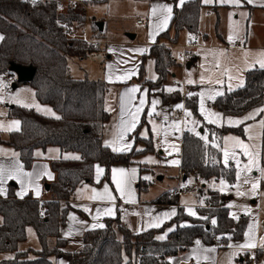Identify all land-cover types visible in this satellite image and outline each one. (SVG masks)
<instances>
[{"label": "trees", "instance_id": "16d2710c", "mask_svg": "<svg viewBox=\"0 0 264 264\" xmlns=\"http://www.w3.org/2000/svg\"><path fill=\"white\" fill-rule=\"evenodd\" d=\"M65 1L67 3L36 0L33 4L32 0H0V33L4 37L0 42V75L11 74L12 64L33 67L35 77L28 84L37 100L52 107L60 117L56 119L31 108L13 106L9 117L19 120L21 127L19 131L11 132L4 143L19 152L26 170L32 168L38 149L57 147L63 153L80 155L78 160L60 158L51 161L56 180L50 184V200H37L31 194L18 198L14 187L10 188L6 198L0 195V253L14 254L13 258L2 260L0 264H54L52 258L59 256L67 258L68 264H125V258L127 264H170L173 257L190 251L196 238H201L207 245L218 240L220 250H226L232 241H242L248 217L244 215L235 220L230 216L226 194L209 191L204 207L198 208L199 217H193L178 205V196L170 200V193H165L156 203L176 205L177 212L163 226L134 233L122 223L118 214L116 218H106L103 228L87 230L82 250L74 253L65 250L67 242L60 237V228L67 213L73 209L69 202L78 188L95 184L96 166L104 168L102 181L110 182L112 166L130 165L136 157L154 152L152 137L143 139L137 131L134 133L135 147L129 152H114L104 144V127L111 117L105 109L109 85L103 81L77 80L68 68L69 58L83 60L99 50L67 35V30L85 26L86 11L79 3L85 6L91 0ZM107 1L101 0L98 4ZM171 1L174 3L171 27L158 39L177 44L183 31L194 35L199 32L203 5L201 0H189L179 7L178 0ZM98 23L96 20L91 22L93 31L99 35ZM147 58L154 60L158 79L145 80L144 65H141L138 78L128 84H141L151 95L152 88L164 87L171 75L170 69L181 65L173 58L170 47L165 45L151 47L144 55V61ZM161 94L164 101L181 98L180 94ZM185 105L194 116H199L197 96L186 97ZM213 105L226 117H239L264 108V69L247 71L244 86L226 91ZM258 118L264 120V112H260ZM204 127L208 129L207 143L189 132L183 135V179L187 181L191 176L203 182L225 179L234 185L236 167L225 166L222 151L212 142L221 141L230 133L244 137V125L218 128L204 124ZM139 143L146 148L137 150ZM143 182L139 180V190H143ZM199 191L201 195L204 193V189ZM213 219L215 225L211 222ZM172 227L174 230L166 239H157ZM28 228L35 230L42 246L40 251L19 250V244L27 240ZM30 254L35 257L30 258Z\"/></svg>", "mask_w": 264, "mask_h": 264}, {"label": "rangeland", "instance_id": "374dc122", "mask_svg": "<svg viewBox=\"0 0 264 264\" xmlns=\"http://www.w3.org/2000/svg\"><path fill=\"white\" fill-rule=\"evenodd\" d=\"M99 1L101 0H91L85 6L82 2L79 4H81L80 6L86 11L88 19L85 23V26L88 24L87 34L94 42L101 43V49L89 54L83 60L74 57L69 58L68 68L72 77L77 80L88 79L90 81H103L107 83L109 85V90L107 92V105L113 111L114 107L117 105V100L119 99L117 85L114 84L115 81H118L121 75H124V79L127 78V81L136 79L139 75L125 76L126 72L132 73L135 53L133 54L130 49L122 48L123 44L129 43L136 46L148 40V28H150L151 25V12L149 8V0H108L105 3L98 4ZM58 2L67 3V1L60 0ZM242 10H238L237 12H233L232 10L220 12L219 17L213 12L207 14L206 11H203L200 27L202 34H199L198 36L194 35L195 39L191 41L189 40L191 33L183 32L180 35L178 44L172 47L171 52L173 58L181 65V67L179 69L177 67L170 69V72L171 74L173 73V75L168 76L164 87L152 88L154 93L148 97V112L146 110L147 115L145 121L147 120V123H144L139 132L141 137L147 139L152 137L154 152L136 157L134 163L130 165L116 164L112 166L110 177L111 183L102 181L103 173L100 175L99 182H97L96 173L95 182L98 184H100L101 181L103 182V184L101 183L98 185L97 192L95 193L96 195L98 193H103L102 188L107 185L111 195L117 199L118 195H116V193L120 194V192L117 191L116 184L113 181L112 170L125 169L130 179L127 189V191L130 192V195L124 196V199H126L124 204L126 205L131 203L132 195L135 196L137 200L141 199L142 203H144V201L154 203L166 192H173L184 189L186 186H190L194 190L191 192L179 193L177 199L179 206L185 208L187 214L189 208L195 211L196 215L193 217H199L198 208L205 204V197L209 194V191H219L220 193L226 194L227 198H229L230 205L234 206L232 212L236 214L238 219L243 213H245H242L240 206L245 207L248 205L246 192H251L250 189L252 182L259 180V188L261 186L264 187V175L261 173V169H264V128L261 127V119L258 118L260 113L256 114L252 119L244 120V123H242L244 124V131L246 128L250 129L249 132L245 131L244 137L235 134H227L220 143L217 142V144H215L219 145L223 152V162L225 138L229 136L243 140L245 144L250 146L251 150L258 153V165L253 167L251 172H246L244 171V165L248 164V157L244 155L242 149L236 148L233 146L232 142H228V150L229 152L234 151L236 153V158L229 159L227 165L231 163L235 164L240 173L234 186H231L225 179L201 182V180L196 179L194 176H191L186 182H183L180 175V155L184 132L189 131L193 134L198 132L200 137H208L207 127H204V124L220 128L223 126L237 127L242 124H229V118L232 120H243L250 113H254L257 110L254 109L247 114L234 118L223 116V114L213 105L219 96L215 95L216 92H221L223 95L226 91L229 92L238 89L240 88L238 85L241 81H243L244 86L245 74L243 75L242 70V66L244 67V55L251 56L250 59L253 62L252 64H247L249 65L248 69L259 67L257 61L264 59V57L260 55L261 53H264V9L256 8L253 9L252 13ZM242 14H246V16ZM138 19L143 20L145 25L138 26ZM94 20L105 24L104 31L99 32V35L92 29L91 22ZM85 26L79 30H75V32L77 34L80 33L86 29ZM129 34H134L137 38L134 41H131L128 38ZM229 35L233 36L232 41H229ZM244 37H247L248 39L244 43L247 47V50L244 51L229 49L227 47L228 45L224 44L222 41L224 39L230 46H234L236 41L243 42ZM191 42L196 44L195 50L187 49V46ZM158 44L161 45L160 42ZM110 49L111 52H109ZM187 51L194 55V59H184ZM245 60L249 62L248 57ZM189 63H193L191 68L188 66ZM108 65L112 66L111 69L108 68ZM141 65H144L145 80L156 81L158 79L153 59L147 58L144 62H141ZM141 65L139 66L138 71H140ZM109 75L112 77L111 82L108 79ZM229 75H231L233 79L229 80ZM188 80L193 81V83H188ZM229 85H231V88H229ZM13 86L14 82L7 81L6 74L0 75V96L4 98L3 102H0V125H3V128H7L14 120L19 121L9 117L10 108L13 106L24 107L22 106L24 103L31 105L35 102L41 107V109H51L52 113H55V115L43 111H37L35 107L25 108L34 109L38 113H42L48 117L58 116L50 106H45L39 103L31 86L22 84L16 89H14ZM169 88L173 89V91H168ZM161 92L180 94L181 97L183 96L182 92L187 96H197L199 116H194L193 113L186 108L184 101L181 99L171 100L168 104H165L162 96L159 94ZM201 93H203L205 109L210 112L219 113L222 117L218 123H208L205 116L201 114ZM210 96H214V99H209ZM9 97L17 98L20 102H13ZM154 100L159 102L156 104L155 110H153L152 107V101ZM179 104H182L183 108H177L176 105ZM149 113H151V115H149ZM186 113H191V115L187 116ZM194 121L196 122L195 124L193 123ZM20 127L21 124L19 125V129ZM193 128H195V132L191 130ZM13 131L16 130L7 131L0 129V146L2 149L6 148L7 150H10V152L15 153L14 149L1 144V141L7 140L9 134ZM138 145V149L140 150L146 148L143 143H139ZM173 145L175 148L172 147ZM252 146H254V148ZM61 153L63 158L65 155L80 157L79 153H63L57 147H51L46 154L39 151V156L44 159H49L50 161L60 159L59 154ZM149 158H151V161H149ZM236 160H239L240 163L237 164ZM172 161H178V163L172 164ZM100 168L103 169V167ZM6 169L7 168L0 166V175H3L4 177L15 175L21 180L20 171L14 169L8 172ZM132 169L136 170L134 176H132ZM117 177L119 178V173H117ZM144 177H151V179H144ZM139 179L144 180L141 184L143 190L138 189ZM245 179L248 180V183L244 182ZM221 180L225 182L223 190H221ZM13 184L16 185V182L11 179H5L3 183L4 186L8 187ZM200 189H204L206 193L201 195L199 191ZM237 192L243 194L238 195ZM255 195H257V193ZM49 196L51 197L50 194ZM114 205L115 214L112 217L108 216L109 218H116L121 211V207L119 208L117 204ZM176 209L177 208H175V210ZM171 210L172 208L169 207V211ZM175 215H173L172 218L175 217ZM123 217H125V215H121L120 217L122 223H124ZM153 223L152 218V222L145 225H149L148 229H151L153 227L150 225ZM157 223H159V221ZM1 224L2 217L0 216V225ZM29 229H31V232ZM168 231L169 229L164 233ZM197 240L202 244V239L197 238L196 241ZM41 249L42 246L35 230L33 228H28L27 240L19 244V250L40 251ZM234 251L235 250L227 251L226 255L221 257V260L218 258L217 264H229V258ZM13 257L14 254L11 253H0V261ZM34 257V254H30V258ZM231 264L247 263L241 262V257H239L238 253L235 257H231Z\"/></svg>", "mask_w": 264, "mask_h": 264}, {"label": "crops", "instance_id": "0c3cea01", "mask_svg": "<svg viewBox=\"0 0 264 264\" xmlns=\"http://www.w3.org/2000/svg\"><path fill=\"white\" fill-rule=\"evenodd\" d=\"M57 1H59V0H57ZM60 1H65V0H60ZM187 1H189V0H185V3ZM201 3L203 5V8H202L201 14H200L199 32L196 34L197 36L199 34H202L200 27H201V15H202L203 11H206L207 14L213 12V13L217 14L219 17L220 12H224V11H231L232 10L233 12H237L238 10L243 9V10H246V11H249L250 13H252L253 9H256V8H263L264 9V0H253V2L251 4L247 3V0H241L240 6H236L234 4H227V3L221 4L218 2V0H213V2L209 3V4H205V3H203V0H201ZM158 5H169L172 7L171 19L168 22L166 28L162 31H157V25L162 18L159 9H157L156 15L152 14V8L154 6H158ZM178 6L179 7L182 6L179 4V0H178ZM149 8H150V12H151V19H150L151 25H150V28H148V32H149L148 33V35H149L148 40L145 41L144 43L138 44L136 46H134V44L128 43V44H123V47H122L124 49H130L133 52V54L135 53L134 61H133V70H132V73H134V74H132V75H135V74L138 75L139 74V71H138L139 66L141 65L142 61L144 62L143 57H144V55L148 54L151 47H153L155 45H159L158 43L160 42L161 45H165L167 47H170V49L172 51V47H174L178 44V43L172 44L167 39H158L162 33L166 32L171 27V20L173 17L174 3L171 0H149ZM139 20L140 19H138L137 22ZM144 25H145L144 21H143V24H138V26H144ZM104 27H105V24H104ZM154 32L156 33L154 35V37L150 36V33H154ZM183 32L186 33L187 31H183ZM170 33H171V36L173 37L174 31L171 30ZM191 35L194 36V34H191ZM0 36H3V35L0 33ZM136 38H137V36H136ZM243 40H244L243 42L236 41L234 46L233 45L230 46L224 39L222 41L224 44L228 45L227 47L229 49L236 50V51H244V50H247V47L245 46L244 43L248 39H247V37L246 38L244 37ZM1 41L2 40H0V42ZM131 41H134V40H131ZM200 47H198V48H200ZM195 48L196 47H194L193 50H195ZM100 49L101 48H99V50ZM135 49H146V51H144L143 53H140L138 51H134ZM109 52H111V51L109 50ZM171 54H172V52H171ZM247 57L249 59V62L247 60H245ZM243 58H244V61H243L244 67L242 66V70H243V75L245 74V76H246L247 71L255 69V68L248 69L249 65H247V64L253 63L252 60L250 59L251 56L244 55ZM188 66H189V68H191L193 66V63H189ZM179 68L180 67H178V69ZM256 68H260V67H256ZM155 70H156V68H155ZM172 75H173V73L171 74V76ZM130 81H127V78L124 79V75H121L119 77V80L115 81L114 84L117 85L118 98L119 99L117 100V105L114 107L113 111L107 105V94H106L105 109L108 113H110L111 117H110V120L106 123V125L104 127L103 142L105 145L112 144V143H115L116 145H120L121 143H130L132 145V148H131V150H132L135 147V134L134 133L137 131V134L140 136L139 132L141 131L142 126L144 125V123H147V120L145 121V117H146L147 112H148V110H147L148 104H149L148 97L150 95H149V90L147 87L142 86L141 84H138L136 82L128 84V82H130ZM26 85H29V84H26ZM133 87H138L139 90L135 93L129 94L127 90L131 89ZM153 93L154 92L152 91L151 94H153ZM164 93L168 94L167 92H164ZM159 94L162 96L161 93H159ZM182 95L183 96L179 99L183 100L185 103V98L189 97V96L184 94V92H182ZM141 99H144L145 103L142 106V111L139 113L138 122L136 124V127L131 132H126V134L124 136V141L121 142L119 140V137L121 136V133L124 132L125 128L127 127V122L131 120V116L129 115V112L130 111L135 112V109L137 107H141L140 103H139ZM162 99H163V97H162ZM172 100H176V99H172ZM170 101H164V99H163V102L165 104H168V102H170ZM146 110H147V112H146ZM42 115H44V114H42ZM45 116H47V115H45ZM228 117H232V116H228ZM109 125H111V126H109ZM242 125H244V124H242ZM227 127H234V126H227ZM218 128H220V127H218ZM207 131H208V129H207ZM186 132H189V131H186ZM184 133H183V135H184ZM191 134H193V133H191ZM193 135H195V134H193ZM195 136H197V135H195ZM141 138L147 139L144 137H141ZM182 138H183V136H182ZM4 141L5 140L1 141L2 145H6L4 143ZM217 142L220 143L221 141L216 139V141H213L212 143L217 144ZM6 147H10V146L6 145ZM108 147H110V146H108ZM138 147H139V145L136 146V149L140 150V149H138ZM216 147L220 148L219 145H216ZM10 148H12V147H10ZM50 148L51 147L47 148L46 150H43V149L36 150L35 162L33 163V166L30 170H26L24 168V165L22 164V162L20 160V156H19L18 151H16L14 148H12L15 150V154H16V155H13V152H10V150H7L6 148L2 149L0 146V166L7 168L6 170L8 172H10L11 170H14V169H16V171L19 170L21 172V180L24 181V183L21 184V182H20L21 180L18 179L15 175H12L15 178H12L11 180H15L16 185L15 186L9 185V187L2 185V187L5 189V192H6L5 195H1L3 198H6L10 192V188L14 187L15 188V194L18 198H21V197L18 196L17 193L21 192L22 189H26V191H27L26 195L31 194L33 198H35L37 200H41V201L50 200V198H51L49 196L50 193L48 191H46L45 185L46 184L50 185L51 183H53L56 180V176H55L54 172L52 171L51 165H50L51 161H53V160L49 161V159H44L41 156H39V154H38L39 151H42L43 154H46ZM110 148L112 149V147H110ZM124 152H129V151H124ZM181 153H182V151H181ZM222 154H223V152H222ZM59 155H60L59 156L60 158L61 157L63 158L62 153ZM180 158H181V155H180ZM230 165L235 166V164H233V163H231ZM21 166H22V169H21ZM263 167H264V161H263ZM103 170H104V168H103ZM180 171H181L180 175H181L182 180L184 182L185 180L183 179L181 164H180ZM26 173H30L31 176L24 175ZM49 173L51 174V178H49V175H48ZM237 173H238V170H237ZM103 176H104V172L102 175V179H103ZM95 178H96V176H95ZM198 180H201V182H203L202 179H198ZM215 180L218 181L217 179H211L209 181H215ZM101 183L103 184L102 181H101ZM100 184L95 182V184L83 185L82 187H80L76 190L72 200L69 202V205L73 209L67 213L65 220H64V223L62 224V226L60 228V237L64 240H66V242H67L66 249H65L67 252L74 253V252H78V251L82 250L83 238H84L86 231L93 229L91 227V225H93V224H103L105 226V219L109 218L108 216L112 217L115 214V209H114L115 205L114 204H117V206L119 208L121 207V211H120L119 215H120V217H121V215H125V217H123V222L134 233H141V232L148 230L149 225H145V224L152 222V218H153V222H154L153 224L157 223L158 221L155 218L158 216L160 217L159 227L163 226L165 223H167L171 220L172 216L164 217L162 214L165 212H170L169 207L172 209L177 208L176 205L156 203L157 200L154 203H152V202L149 203L146 201H144V203H142L141 199L137 200L136 197L133 195L131 196V201H130L131 203L126 205V204H124L126 202V199H124V197H122L121 194H118V193H116V195H118V196H117V199H115L114 201H110L108 199H98V198L94 199L93 197L96 195L95 193L97 192L96 191L97 187ZM235 184H236V182H235ZM37 185L39 186V190H40L39 196H37L35 193V187ZM110 185H112V184H110ZM234 185H231V186H234ZM263 189H264L263 186L258 188L257 195L252 194L251 192H246L247 193L246 197H248V205L245 207L240 206V208L242 209L241 210L242 213L245 212V213H243L242 216L245 215L248 217V225H247V229H246L245 233L249 232V227L251 226L252 233L254 234V237L257 241V247L256 248H253L250 250H245V251L239 253V257H241V262H245L247 264H264V248H261L259 246L260 238L264 237V201H263L264 191H263ZM93 190H95V192ZM103 190H104V188H102V192H103ZM171 192L172 191H169L166 193H171ZM205 193L206 192L204 190L203 194H205ZM26 195H24L23 197H25ZM207 197H208V194L206 195L205 198H207ZM168 199H170V197ZM249 199H250V201H249ZM122 200H124V201H122ZM229 205H230V201L228 198V207H229ZM109 207L113 208V210H114L113 215L104 214L103 210L105 208H109ZM200 207H204V204ZM85 209H87V211ZM229 209H230V216H232V218H233L232 210H234V206L229 207ZM97 210H100V215L98 218L94 219L95 217H97ZM70 216H73L76 219L71 220V219H69ZM113 218H115V217H113ZM159 227H153V228H159ZM97 228H99V227H97ZM170 229H174V227H172ZM169 232L170 231H168L166 233H162L158 236L159 237L164 236L165 237L164 239H166L167 234ZM164 239H160V240H164ZM196 239L194 240V244H193L191 250L188 251L187 253L183 254V255L173 257L170 260L171 264H197V260H196L195 256L200 257L199 264H217L218 258H220V260H221V257H224L226 255L227 251H231V250L236 251V248L230 247V245L235 246V245H239V244L244 243L246 241V236H244V239L242 241H232L226 250H220V245L218 244V240H216L213 244H210V245L205 244L201 240L202 244H200L198 246L195 244ZM199 239H201V238H199ZM193 249H196L195 254L193 253ZM205 249H215V252H206ZM204 256H207L208 259L204 260L203 259ZM189 257H193V258L189 259ZM52 259H53L54 264H68L67 258L62 257V256L54 257Z\"/></svg>", "mask_w": 264, "mask_h": 264}, {"label": "snow or ice", "instance_id": "6c2138e0", "mask_svg": "<svg viewBox=\"0 0 264 264\" xmlns=\"http://www.w3.org/2000/svg\"><path fill=\"white\" fill-rule=\"evenodd\" d=\"M212 2H213V0H203V3H205V4H209V3H212ZM218 2L221 3V4H225V3L234 4L236 6H240V4H241V0H218ZM252 2H253V0H247V3H249V4H251ZM32 3L35 4L36 0H32ZM184 3H185V0H179V4L180 5H183ZM157 9H159L161 17H162L160 22L157 25V31H162V30H164L166 28L168 22L171 19L172 7L169 6V5L154 6L152 8V14L153 15H156ZM242 15L246 16V14H242ZM155 34H156L155 32L154 33H150V36L154 37ZM3 39H4V37L0 36V40H3ZM194 39H195L194 36H191V35L189 36V40L190 41L194 40ZM228 39H229V41H232L233 40V36L229 35ZM110 51H111V49H110ZM134 51H138L140 53H143L144 51H146V49H135ZM260 55L262 57H264V53H261ZM257 63L259 64L260 68L264 69V59L258 60ZM111 67H112L111 65H108L109 69H111ZM132 74H134V73L126 72L125 76H130ZM228 78H229V80L233 79V77L231 75H229ZM108 79L111 82V80H112L111 75H109ZM188 83H193V81L188 80ZM238 86L242 87L243 86V81H241ZM229 88H231V85H229ZM138 90H139L138 87H133L131 89H128L127 91H128L129 94H131V93L137 92ZM168 91H173V89L169 88ZM200 95H201V101H200L201 114L205 116V119H207L208 123H218L222 119V117L220 116L219 113L210 112V111L206 110L205 107H204L203 93H201ZM215 95H222V93L221 92H216ZM3 99L4 98L2 96H0V102H3ZM9 99L12 100L13 102H20L17 98L9 97ZM209 99H214V96H210ZM139 103H140L141 107H137L135 109V112H131V111L129 112V115L131 116V120L127 122V127L125 128L124 132H122L121 136L119 137V140L121 142L124 141V136H125L126 132H131L136 127V124L138 122V116H139V113L142 111V106L144 105L145 100L141 99ZM157 103H159V102L155 101V100L152 101L153 110H155V106H156ZM22 106H24V107H35L37 111H43L45 113H51L52 115H55V113H52L51 109H47V108L41 109V107L38 104H36L35 102H33L31 105H29L27 103H24ZM176 107L177 108H183V105L179 104V105H176ZM260 112H264V108L257 109L254 113H250L243 120H232L231 118H229L228 123L229 124H233V125L242 124V123H244V120L252 119L256 114H258ZM149 115H151V113H149ZM186 115L190 116L191 113H186ZM55 118L56 119H60L59 116H55ZM193 123L195 124L196 122L194 121ZM19 125H20V121L14 120V121L11 122V124L7 128H3V125H0V129L7 130V131H11V130L19 131ZM260 125H261L262 128H264V120L260 121ZM191 130L193 132H195V128H193ZM245 131L249 132L250 129L246 128ZM195 134L198 135V136L200 135L198 132H196ZM200 138L207 143L208 138L206 136H201ZM228 142H232L234 147L240 148V149L243 150L244 155H246L248 157V159H249L248 164L244 165V171L251 172L253 167H256L258 165V160H257L258 153L254 152L253 150H251L250 146L248 144H245V142L243 140H241V139H239L237 137H233V136L226 137L225 138V148H224V164H225V166H227V164L229 162V159H235L236 158V153L234 151L233 152H229L228 147H227ZM106 146L112 147V150L114 152L130 151L131 148H132V145L130 143H121L120 145H116L115 143H112V144H108ZM213 146L216 147L215 144H213ZM172 147L175 148L174 145ZM252 147L254 148V146H252ZM13 155H16V154L13 153ZM64 158L65 159H76V160L80 159L79 156H69V155H65ZM149 161H151V158H149ZM171 163L172 164H177L178 161H172ZM236 163L239 164L240 163L239 160H236ZM21 169H22V166H21ZM103 171L104 170L102 168H100L99 165L96 166L97 182H99L100 175L103 173ZM112 172H113V181L116 184L117 191L120 192L122 197H124L125 195H130V192L127 191L128 185L130 183V179H129L127 171L125 169H113ZM131 172H132V176H134L136 170L132 169ZM117 173H119V178L117 177ZM261 173H262V175H264V169H261ZM24 175L31 176L30 173H26ZM48 175H49V178H51V174L49 173ZM239 175H240V173L238 172L237 173V177L238 178H239ZM12 178H15V177H13L12 175H9L7 177H4L3 175H0V195H5L6 194L5 189L2 187L5 179H12ZM144 179H151V177H144ZM20 182H21V184L24 183L23 180H21ZM244 182L248 183V180L245 179ZM220 185H221V190H223L224 187H225V182L223 180H221L220 181ZM258 188H259V180L253 181L252 184H251V189H250L251 193L252 194H256ZM93 191L95 192V190H93ZM35 193H36L37 196L40 195V190H39V186L38 185L35 187ZM26 194H27L26 189H22L21 192L17 193V195L20 196L21 198H23V196L26 195ZM237 194L238 195H242L243 193L237 192ZM93 198L94 199H96V198H98V199H108L110 201H114L116 199V197L111 195L107 185H105L103 193H98ZM229 207H232V205H229ZM85 210L87 211V209H85ZM103 212L106 215H113L114 214V210H113L112 207L105 208L103 210ZM175 214H176V210L172 209L170 212H165L162 215L164 217H170V216H173ZM188 214L192 215V216L196 215L195 211H193L191 208L188 209ZM99 215H100V210H97V217H95L94 219L98 218ZM232 215H233L234 219H238V217L236 216L235 213H233ZM69 219L75 220L76 218L73 217V216H70ZM155 219L157 221H159L160 217L158 216ZM203 219H208V218L207 217H203ZM211 222H212L213 225L216 224V220L215 219H213ZM150 226L159 227V223L151 224ZM181 226H184V225H181ZM91 227L93 229H95L97 227L103 228L104 225L103 224H93V225H91ZM173 230L174 229H169V231H173ZM29 231L31 232V229H29ZM245 236H246V241L244 243L239 244V245H235V246L230 245V247H235L236 248V251H234L231 254V257H235L238 253L243 252L245 250H250V249H253V248L257 247V241H256V239L254 237V234L252 233L251 226L249 227V232L245 233ZM164 238H165L164 236L157 237V239H164ZM195 243L198 246L200 245V241L199 240H197ZM259 246L261 248H264V237L260 238ZM205 251L206 252H215V249H205ZM195 252H196V249H193V253L194 254H195ZM231 257L229 258V264H231ZM192 258L193 257H189V259H192ZM195 258L197 260V264H199L200 257L199 256H195ZM203 259L207 260L208 257L204 256ZM125 264H127V258H125ZM170 264H171V262H170Z\"/></svg>", "mask_w": 264, "mask_h": 264}, {"label": "built area", "instance_id": "2783aa9c", "mask_svg": "<svg viewBox=\"0 0 264 264\" xmlns=\"http://www.w3.org/2000/svg\"><path fill=\"white\" fill-rule=\"evenodd\" d=\"M57 3H59L57 0H55ZM73 3H75L76 1H72ZM138 24H143V21L142 20H139L137 22ZM87 25L85 26V30L81 31L80 33H76L75 30L73 29H69L67 30V35L70 37V38H79L83 41H85L87 43V45L90 47V48H94V49H99L101 48V43L100 42H94L93 40L90 39L89 35L87 34ZM196 46L195 43L191 42L187 47V49H193L194 47ZM194 58V55H192L191 53H189L188 51L186 52V55L184 56V59L185 60H192ZM6 79L7 81H12L14 82L15 79H17V76L13 73L11 74H6ZM194 189L190 186H186L184 189H180V190H176V191H173L170 193L169 197L170 199H174L176 196L179 195V193H182V192H191L193 191Z\"/></svg>", "mask_w": 264, "mask_h": 264}, {"label": "water", "instance_id": "95a60500", "mask_svg": "<svg viewBox=\"0 0 264 264\" xmlns=\"http://www.w3.org/2000/svg\"><path fill=\"white\" fill-rule=\"evenodd\" d=\"M97 26L99 27L100 31L102 32L104 29V23L99 22L97 24ZM128 38L130 40H135L136 35L129 34ZM11 71L13 74H15L17 76V83H15L13 86L14 89H16L18 87V84H28L29 82H31L34 79L35 73H36V71L33 67H22V66L15 65V64H12ZM184 180H186V178ZM13 186H15V184H13ZM45 189H46V191H49L50 185L46 184Z\"/></svg>", "mask_w": 264, "mask_h": 264}]
</instances>
